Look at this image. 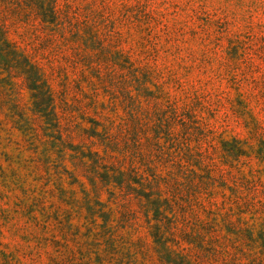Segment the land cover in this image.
I'll return each instance as SVG.
<instances>
[{
	"label": "rangeland",
	"instance_id": "obj_1",
	"mask_svg": "<svg viewBox=\"0 0 264 264\" xmlns=\"http://www.w3.org/2000/svg\"><path fill=\"white\" fill-rule=\"evenodd\" d=\"M0 264H264V0H0Z\"/></svg>",
	"mask_w": 264,
	"mask_h": 264
},
{
	"label": "trees",
	"instance_id": "obj_2",
	"mask_svg": "<svg viewBox=\"0 0 264 264\" xmlns=\"http://www.w3.org/2000/svg\"><path fill=\"white\" fill-rule=\"evenodd\" d=\"M30 65H31V67L35 66L33 64H30ZM36 78L37 79H35V82L33 81L32 85H31L32 87H30L31 90L34 91V97L38 98L36 96V94L42 95L45 99H47V101H49V107L52 106V108L54 109L55 104H54L53 95L50 93V90L44 89V86H42L43 83H42L41 79H39L38 77H36ZM39 89L43 92H40ZM35 91H37V93H35ZM36 105H37V110L39 112H45V110H46V112L48 111V108L46 109L45 106L43 105V103H40V104L36 103Z\"/></svg>",
	"mask_w": 264,
	"mask_h": 264
}]
</instances>
